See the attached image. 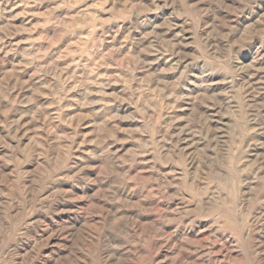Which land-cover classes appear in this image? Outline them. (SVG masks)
Returning a JSON list of instances; mask_svg holds the SVG:
<instances>
[{"label": "rangeland", "instance_id": "1", "mask_svg": "<svg viewBox=\"0 0 264 264\" xmlns=\"http://www.w3.org/2000/svg\"><path fill=\"white\" fill-rule=\"evenodd\" d=\"M0 264H264V0H0Z\"/></svg>", "mask_w": 264, "mask_h": 264}]
</instances>
